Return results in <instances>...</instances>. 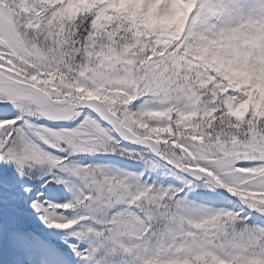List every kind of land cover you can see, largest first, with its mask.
Here are the masks:
<instances>
[{
    "label": "snow or ice",
    "instance_id": "snow-or-ice-1",
    "mask_svg": "<svg viewBox=\"0 0 264 264\" xmlns=\"http://www.w3.org/2000/svg\"><path fill=\"white\" fill-rule=\"evenodd\" d=\"M0 264H264V0H0Z\"/></svg>",
    "mask_w": 264,
    "mask_h": 264
}]
</instances>
